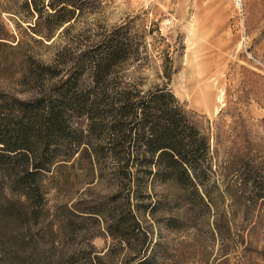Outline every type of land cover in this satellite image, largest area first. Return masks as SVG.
Listing matches in <instances>:
<instances>
[{
    "label": "trees",
    "instance_id": "1",
    "mask_svg": "<svg viewBox=\"0 0 264 264\" xmlns=\"http://www.w3.org/2000/svg\"><path fill=\"white\" fill-rule=\"evenodd\" d=\"M84 1L21 0L20 20L50 40L72 26ZM8 37L0 22V44ZM149 59L143 35L126 23L82 47L58 46L47 61L19 54L17 88H0V264H164L171 255L152 224L217 240L208 264H228L237 241L231 218L263 221L264 161L238 157L219 169L206 129L169 87L170 56L150 66L157 81L147 83ZM225 170L219 190L215 176ZM79 176L105 191L68 196ZM50 189L65 200L48 207ZM100 233L109 243L96 251ZM254 251L264 258V246Z\"/></svg>",
    "mask_w": 264,
    "mask_h": 264
},
{
    "label": "rangeland",
    "instance_id": "2",
    "mask_svg": "<svg viewBox=\"0 0 264 264\" xmlns=\"http://www.w3.org/2000/svg\"><path fill=\"white\" fill-rule=\"evenodd\" d=\"M20 3L21 0H0V22L10 36L0 44V88H17L13 71L19 54L31 52L47 61L58 46L68 43L82 47L89 36L126 23L130 32L144 37L150 55L143 72L147 83L157 81L152 68L158 67L160 56H170L176 71L169 87L206 129L210 154L219 169L235 163L238 157L264 161V0H241L239 12L233 0H85L82 9L75 12L72 26L50 40L28 30L27 23L20 20L27 17ZM13 41L17 44L10 48L8 44L14 45ZM195 74L203 75L207 89L215 90L219 97L212 111L198 108L186 92L185 79ZM262 168L264 176V162ZM225 171L223 178L218 173L215 176L219 190L230 175L229 170ZM85 181L83 176L72 180L68 196L73 197L76 190L85 192L86 188L87 195L105 191L102 183ZM162 187L155 185L154 189ZM63 194L50 189L48 207L64 201ZM224 202L228 204V199ZM258 209L260 206L255 205L254 211ZM151 227L154 237L160 236L171 255L164 264H208L218 256L219 242L202 241L193 229ZM230 230L237 241L229 243L228 264H264V258L254 251L264 246V219L245 223L234 215ZM108 243L109 238L101 233L91 240L96 251H102ZM245 245L250 247L243 252Z\"/></svg>",
    "mask_w": 264,
    "mask_h": 264
},
{
    "label": "bare ground",
    "instance_id": "3",
    "mask_svg": "<svg viewBox=\"0 0 264 264\" xmlns=\"http://www.w3.org/2000/svg\"><path fill=\"white\" fill-rule=\"evenodd\" d=\"M185 85H186V92L189 94L191 101L198 108L207 111H212V109L214 108L213 102L214 100L218 101L219 97L218 95L216 96L214 92L215 90L210 91L207 89V86L206 84H204L203 81V75L201 74L190 75L189 79H185Z\"/></svg>",
    "mask_w": 264,
    "mask_h": 264
},
{
    "label": "built area",
    "instance_id": "4",
    "mask_svg": "<svg viewBox=\"0 0 264 264\" xmlns=\"http://www.w3.org/2000/svg\"><path fill=\"white\" fill-rule=\"evenodd\" d=\"M233 6L239 12L241 10V0H233Z\"/></svg>",
    "mask_w": 264,
    "mask_h": 264
}]
</instances>
